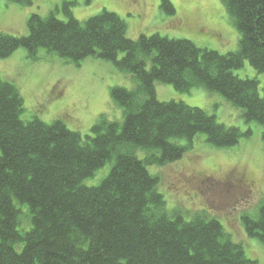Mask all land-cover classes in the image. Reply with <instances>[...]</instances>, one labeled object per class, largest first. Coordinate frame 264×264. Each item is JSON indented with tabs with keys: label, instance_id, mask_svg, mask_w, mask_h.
<instances>
[{
	"label": "trees",
	"instance_id": "trees-1",
	"mask_svg": "<svg viewBox=\"0 0 264 264\" xmlns=\"http://www.w3.org/2000/svg\"><path fill=\"white\" fill-rule=\"evenodd\" d=\"M221 2L239 32L237 50L228 53L160 33L133 39L118 13L103 9L81 21L69 3L66 20L36 12L26 35L0 31V59L20 48L34 61L44 50L78 67L96 58L113 62L136 82L111 90L121 119L101 114L82 135L65 117L51 123L37 115L24 119L20 88L0 74V264L257 263L219 219L169 207L160 176L149 169L183 159L201 137L231 148L251 133L182 100H160L156 82L182 93L201 88L220 94L246 122L263 127L264 141L260 81L235 73L246 61L264 73V0ZM161 8L176 14L170 0H162ZM105 168L101 181L88 185ZM241 221L249 237L264 243V197Z\"/></svg>",
	"mask_w": 264,
	"mask_h": 264
},
{
	"label": "rangeland",
	"instance_id": "rangeland-1",
	"mask_svg": "<svg viewBox=\"0 0 264 264\" xmlns=\"http://www.w3.org/2000/svg\"><path fill=\"white\" fill-rule=\"evenodd\" d=\"M162 0H33L31 6L0 0V31L14 36L28 33L32 13L42 16L56 13L67 19L65 3L73 16L81 21L103 9L118 13L127 23L128 36L160 33L169 38H186L201 48L228 53L237 50L239 32L221 0H170L176 14L165 13ZM40 59H29L20 48L10 57L0 59V74L14 82L25 99L24 119L37 115L51 123L66 113L73 116L65 121L72 130L85 135L101 114L111 120L121 119L122 110L111 95L115 86L133 88L134 78L122 72L111 61L87 58L78 67L66 63L57 55L40 51ZM240 77H257L264 93V73H257L246 61L235 71ZM157 95L162 101L182 100L188 105L204 108L228 126L239 127L244 136L231 148H218L204 138L196 139L194 147L183 159L163 166L149 167L160 176L159 190L169 207L182 208L190 215L203 212L221 221L236 242L244 245L249 258L264 264V243L249 237L241 217L253 213L264 197L263 127L246 122L242 111L217 93L201 88L177 92L170 84L156 82ZM45 103L43 105L42 102ZM108 169L99 171L98 178L87 181L97 185ZM103 174V175H101ZM98 175V174H97ZM243 177L244 184H235ZM254 183V184H251Z\"/></svg>",
	"mask_w": 264,
	"mask_h": 264
},
{
	"label": "flooded vegetation",
	"instance_id": "flooded-vegetation-1",
	"mask_svg": "<svg viewBox=\"0 0 264 264\" xmlns=\"http://www.w3.org/2000/svg\"><path fill=\"white\" fill-rule=\"evenodd\" d=\"M44 102H42L43 103V105L46 103L45 102V100H43ZM47 104V103H46ZM73 115L71 114V113H69V114H66L64 117L65 118H70V117H72ZM238 182H236L235 184H244V182H245V180H244V178L243 177H241V178H239L238 180H237ZM251 184H254V183H251Z\"/></svg>",
	"mask_w": 264,
	"mask_h": 264
}]
</instances>
